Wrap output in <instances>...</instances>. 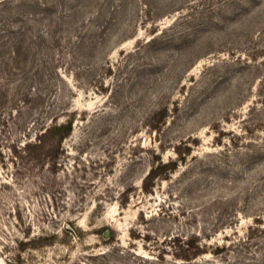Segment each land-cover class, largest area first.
<instances>
[{"label":"rangeland","instance_id":"obj_1","mask_svg":"<svg viewBox=\"0 0 264 264\" xmlns=\"http://www.w3.org/2000/svg\"><path fill=\"white\" fill-rule=\"evenodd\" d=\"M11 32L0 264H264V0H0ZM54 117L57 158L14 165Z\"/></svg>","mask_w":264,"mask_h":264},{"label":"trees","instance_id":"obj_2","mask_svg":"<svg viewBox=\"0 0 264 264\" xmlns=\"http://www.w3.org/2000/svg\"><path fill=\"white\" fill-rule=\"evenodd\" d=\"M9 46L5 47L1 43L0 37V75L2 71L6 74L12 76L15 70V64L18 65L21 63L23 52H27L30 49L29 43L21 38L18 34L17 36L11 32ZM27 44V45H26ZM23 51V52H22ZM9 52V56L6 58V53ZM5 97H7L8 89L2 91ZM166 112V110H164ZM73 130V120H67L65 122H59L58 117H54L50 123H43L41 128L35 132L34 136H31L24 142V147L15 146L12 148V161L14 165L17 163L18 159H21L23 162L29 163L31 161L38 164H45L51 159H56L59 154L60 146L62 145L65 138H67ZM29 133L25 135L28 137ZM176 168V162L169 164L158 163V165L150 170L147 174L145 180H154L165 170H174ZM113 234V233H112ZM52 244L51 241L42 243ZM183 245L186 246L184 253H177V258L184 261H192L200 255L206 253L201 249L200 244L197 240H188ZM183 247L182 245L180 246ZM11 246L9 243L2 242L0 244V250L6 256L11 252ZM14 258H7V264H16Z\"/></svg>","mask_w":264,"mask_h":264},{"label":"water","instance_id":"obj_3","mask_svg":"<svg viewBox=\"0 0 264 264\" xmlns=\"http://www.w3.org/2000/svg\"><path fill=\"white\" fill-rule=\"evenodd\" d=\"M109 235V232H106V236H108Z\"/></svg>","mask_w":264,"mask_h":264}]
</instances>
